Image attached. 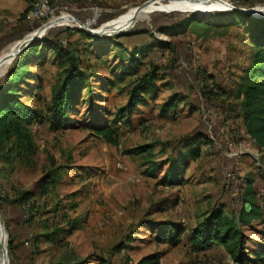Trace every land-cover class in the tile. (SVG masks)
Masks as SVG:
<instances>
[{
	"label": "rangeland",
	"instance_id": "obj_1",
	"mask_svg": "<svg viewBox=\"0 0 264 264\" xmlns=\"http://www.w3.org/2000/svg\"><path fill=\"white\" fill-rule=\"evenodd\" d=\"M37 1L0 0V33L5 30L9 34L0 39V55L15 51L19 40L57 17L72 18L70 14L86 22L92 8L102 7L104 15L93 27L100 30L128 20L136 7L148 0H51L54 12L45 19L31 18L29 13L21 18L27 3L32 9ZM230 2L239 8H264L262 0ZM201 11H181L168 0L155 3L121 29L123 33H107L123 43L121 48L114 42L104 50V42L93 43L76 28L56 27L46 32L44 39H67V47L79 56V64L90 72L91 81L73 109L72 124L54 130L47 122L46 107L50 87L60 80L63 64L53 48L48 50L44 63L30 65L36 74L32 86L40 84L41 89L37 97L24 100L45 114L43 121L36 120L31 126L38 150L31 161L15 158L6 162L0 157V212L7 228L10 264H137L143 256L157 251L162 254L161 264H237L223 245L214 243L198 249L190 236L214 206H223L226 213L236 216L244 198L254 200L263 213L244 227L249 237L247 247L259 249L264 242V149L235 154L241 149L243 137L252 141V148L258 145L246 132L238 115L240 99L234 97L256 49L248 33L250 26L229 25L232 20L222 15L230 10ZM195 14L205 24L183 27L182 23L196 18ZM164 26L168 27L166 32L160 30ZM14 35L21 37L13 39ZM158 41L171 42V46L163 47ZM145 46L152 50L144 55L141 73L150 64H157L160 87L157 97H148V103L140 104L128 121L119 116V111L138 75L120 79L121 69L127 54ZM13 61L1 66L0 79ZM112 81L114 89L105 92L102 88H111ZM186 92L190 94L186 102L179 103L175 112L162 115L164 102ZM105 120L118 127L119 145L107 143L92 130V124ZM200 131L212 139L202 142V150L205 148L204 153L212 160H191L180 187L162 184L174 148L184 137ZM146 143L154 145V158L161 162L157 177L145 173V155L125 153L127 148ZM220 155L232 161L222 173H216L213 161ZM240 162L246 167L244 173L237 170ZM230 170L235 171L237 182L227 187L226 174ZM45 173L57 177L47 195L15 202L20 192L34 190ZM168 220L186 228L175 245L162 240L159 234V222ZM54 227L66 231L52 241L44 234ZM120 243L125 247L118 250Z\"/></svg>",
	"mask_w": 264,
	"mask_h": 264
},
{
	"label": "trees",
	"instance_id": "obj_2",
	"mask_svg": "<svg viewBox=\"0 0 264 264\" xmlns=\"http://www.w3.org/2000/svg\"><path fill=\"white\" fill-rule=\"evenodd\" d=\"M30 10L31 7H27L21 14V18H25ZM222 15L232 20L229 25L246 23L250 26L248 33L256 51L250 69L241 76V80L238 82L234 97L240 99L238 115L243 119L246 132L256 140L259 148L264 149V18H256L235 10L222 13ZM194 16L196 18L184 21L182 26L205 24L204 19H197L199 16L196 14ZM76 29L68 30L76 31ZM160 30L166 32L168 27L164 26ZM79 33L93 43L97 40L104 42L102 45L104 50L109 44V46L117 44L115 45L117 48H121L123 45L120 41H115L112 36L94 37V35L86 32ZM53 37L49 36V38L43 39L42 42L23 51L12 62L5 77L0 79V157L6 162H12L15 158L31 161L38 150V144L31 126L36 120L43 121L45 114L40 107L31 105L24 100V97H37L38 91L41 89L40 84L32 86L31 80L36 79V74L31 70V64L44 63L47 59L48 50L53 48L63 64L60 80L50 87L51 97L46 107L47 113H49L47 122L50 128L54 130L72 124L73 109L83 97L82 91L87 87L86 84L91 81L90 72L79 64V56L75 55L67 47V44L64 45L61 40H58L57 36ZM114 42L116 43L114 44ZM158 43L163 47L171 46V42L158 41ZM149 47L135 49V51H131L132 54H127L128 57L125 58L126 62L121 69L120 79L131 74L138 75L127 90L126 104L119 111V116L128 119V121L131 120L132 114L140 104L148 103V97L156 98L158 95L160 67L157 64H150L149 69L141 73V65L145 62L144 55L152 50ZM115 85L112 81L109 85L111 88L102 89L108 92L114 89ZM187 99L188 94L186 93L181 94V96H173L163 103L162 115L167 116L170 111L175 112L177 105L186 102ZM191 108L195 109V106L191 105ZM91 127L95 134L102 137L107 143L119 145L118 127L111 125L108 120L92 124ZM205 141L208 143L212 139L207 132L203 131L184 137L181 145L174 148L173 156L167 161L168 168L161 178V183L171 186L181 185L184 182L185 169L191 160H197L202 155V142ZM181 150L183 151L180 152ZM125 153L145 155L147 157L145 173L151 177L158 176L161 162L154 158L153 144L146 143L127 148ZM56 178L52 173H45L34 190L20 192L15 202L26 201L27 198L34 195H47ZM262 215L260 206L254 200L247 198L243 199L236 216L226 213L223 206H214L193 228L190 237L198 249H205L214 243L223 245L237 264L264 263V242L257 251L250 250L246 243L249 237L244 231L245 226L252 225L253 221L261 218ZM158 226L162 240L171 242L173 245L178 243L180 235L186 231L183 224L173 220L159 222ZM72 228L74 229L76 226H72ZM46 229H50L49 226H46ZM65 231L66 228L64 227H54L52 230L46 231L44 235L49 240L55 241L61 238L59 233ZM13 243L14 238L11 235L10 248L13 247ZM117 247L118 250H121L125 244L120 243ZM161 257V252H153L143 256L137 264H161ZM84 263L85 261L54 264Z\"/></svg>",
	"mask_w": 264,
	"mask_h": 264
},
{
	"label": "bare ground",
	"instance_id": "obj_3",
	"mask_svg": "<svg viewBox=\"0 0 264 264\" xmlns=\"http://www.w3.org/2000/svg\"><path fill=\"white\" fill-rule=\"evenodd\" d=\"M161 1H163V0H157V2H155V3H159ZM168 1L171 4L173 3V4L177 5L179 10L185 11V12L197 11V10H203L201 12H208V9L218 10V11H225V10H232L231 8L233 6V4L230 2V0H217V1L216 0H204V1L203 0H192V1H190V0H188V1H185V0H168ZM155 3H152L151 5L145 7L140 12L136 11L134 14H132L128 18V20H125L124 22L119 23V24L108 25L107 27L102 28L99 31L104 30V31H106V33H108V32H113L114 33V32H116L118 30H121L132 19L142 16L148 10V8L151 7ZM254 8L255 9L253 10V12H254V14L256 16H259L260 18L264 17V8H261V7H254ZM61 19H63V20H61ZM52 22H54L55 25H58L60 23H67V24H70L71 27L72 26H74V27H83V26H81L80 22L77 21L74 18H65V17L64 18H56L55 20H52ZM9 53H12V52L3 53L2 55H6V54H9ZM9 61L10 60H7L5 63H8ZM6 230H7V228L5 226L4 221L2 220V223L0 224V253H1L0 254V262L2 260L3 264H10V259L8 257V254H9L8 240H7V242H5V239L7 238L6 237ZM8 236H9V234H8Z\"/></svg>",
	"mask_w": 264,
	"mask_h": 264
},
{
	"label": "water",
	"instance_id": "obj_4",
	"mask_svg": "<svg viewBox=\"0 0 264 264\" xmlns=\"http://www.w3.org/2000/svg\"><path fill=\"white\" fill-rule=\"evenodd\" d=\"M157 2V0H148L146 2H144L143 4H141L140 6L136 7L137 12L142 11L145 7L151 5L152 3ZM232 10L235 11H239L243 14H248L251 15L253 17L256 18H260L259 16H256L253 12V10L255 8H239L236 6H232L231 8ZM75 18V17H72ZM76 19V18H75ZM58 20V19H57ZM77 21L80 22L81 26L83 27H75L77 29H79L80 31L86 32L90 35H94V36H99V37H110L106 31L101 30L99 31L98 29H93V28H89L87 27L83 22H81L80 20L76 19ZM55 22V21H54ZM52 21H47L46 23L42 24L38 29H36L35 31L29 33L27 36H25L23 39L18 41L17 44V49L15 51H13L12 53L6 54V55H0V67L7 61L10 60L12 61L13 59H15L18 55H21V53L23 51H25L26 49L30 48L31 46H33L34 44L40 43L42 42V40L44 39V36L46 34V32L49 29H52L55 27V23ZM135 26V25H134ZM133 26V27H134ZM123 33V31H119L116 35ZM2 215L0 212V224L2 223ZM9 241V240H8Z\"/></svg>",
	"mask_w": 264,
	"mask_h": 264
},
{
	"label": "built area",
	"instance_id": "obj_5",
	"mask_svg": "<svg viewBox=\"0 0 264 264\" xmlns=\"http://www.w3.org/2000/svg\"><path fill=\"white\" fill-rule=\"evenodd\" d=\"M54 12L53 9V4L51 0H38L37 3L34 5V7L29 11L28 16L34 19H45L49 15H51ZM104 15V9L102 7H94L92 8V14L90 18L87 19L86 22H83L87 27L93 28L98 25L99 21ZM70 17H73L72 15L69 14ZM59 18V17H57ZM56 27H68V28H75L71 26H65V25H55L54 28ZM62 43L64 45L67 44V39H63ZM199 55H195V57H198ZM251 137V136H250ZM252 138V137H251ZM251 140L256 143V140L252 138ZM252 141L248 142L246 138L243 137V139L240 142V151L235 154H242V153H252V151L257 150L259 147H254L252 148ZM258 151V150H257ZM234 155V154H233ZM227 176V182L226 186L229 187L233 183L237 182L236 180V175L234 170H230L226 174Z\"/></svg>",
	"mask_w": 264,
	"mask_h": 264
},
{
	"label": "crops",
	"instance_id": "obj_6",
	"mask_svg": "<svg viewBox=\"0 0 264 264\" xmlns=\"http://www.w3.org/2000/svg\"><path fill=\"white\" fill-rule=\"evenodd\" d=\"M27 3V2H26ZM27 7H29V4L27 3V5L25 6V9L27 8ZM13 33V32H12ZM11 34V33H10ZM7 35H9L5 30H2L1 31V33H0V39L2 38V37H5V36H7ZM19 37H21V36H16V35H14V37H13V39H18ZM186 94H188V96H190V94L188 93V92H186ZM221 121H223V119L221 120ZM228 121H226V123H227ZM204 150H205V148H203ZM204 150H202V155L200 156V158H206V160H210L211 158H209V156L210 155H208L207 156V152L206 153H204ZM212 160V159H211ZM215 160L216 161H213V163L216 165L215 167H216V169H215V172L217 173V172H221L222 173V171H223V169H224V166L225 165H228V164H230L231 162L230 161H232L231 160V158H229V157H227V156H223V155H220L219 157H217V158H215ZM234 161V160H233ZM239 162V161H238ZM242 164H243V162H240L239 163V166L237 165L236 167H237V170H239L241 173H244V171L246 170V167L245 166H242ZM212 171V170H211ZM212 173H213V171H212ZM211 173V174H212ZM181 185H176L175 187H180Z\"/></svg>",
	"mask_w": 264,
	"mask_h": 264
}]
</instances>
